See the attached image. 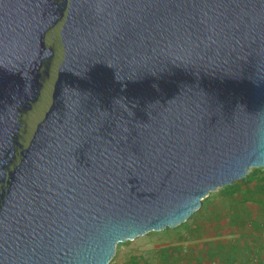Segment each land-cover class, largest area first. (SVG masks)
Returning <instances> with one entry per match:
<instances>
[{
    "label": "water",
    "instance_id": "water-1",
    "mask_svg": "<svg viewBox=\"0 0 264 264\" xmlns=\"http://www.w3.org/2000/svg\"><path fill=\"white\" fill-rule=\"evenodd\" d=\"M264 168V0H0V264H109Z\"/></svg>",
    "mask_w": 264,
    "mask_h": 264
},
{
    "label": "rangeland",
    "instance_id": "rangeland-1",
    "mask_svg": "<svg viewBox=\"0 0 264 264\" xmlns=\"http://www.w3.org/2000/svg\"><path fill=\"white\" fill-rule=\"evenodd\" d=\"M251 168L249 171H251ZM248 171V172H249ZM245 190L246 185L239 180ZM222 189V188H221ZM216 190L207 204H202L185 223L161 232H151L133 241L117 245L109 264H126L136 258L139 264H260L264 262V204L237 203ZM264 199V194L261 196ZM237 213L241 224H233L230 215ZM223 246V255L208 258L210 249ZM179 247V249H176ZM168 249L163 262L160 249ZM227 251V252H226ZM227 253V254H226ZM163 262V263H162Z\"/></svg>",
    "mask_w": 264,
    "mask_h": 264
},
{
    "label": "trees",
    "instance_id": "trees-1",
    "mask_svg": "<svg viewBox=\"0 0 264 264\" xmlns=\"http://www.w3.org/2000/svg\"><path fill=\"white\" fill-rule=\"evenodd\" d=\"M239 181L245 183L246 185L252 184L253 188L250 189L249 187H246V189L243 190L238 185V182H233L231 185L225 186L222 189H220L218 191V194L226 198L232 199L235 196V194L240 193L242 197L237 202L239 204H245L247 202L255 203L258 205L264 204V199L261 198V196L264 194V168H253L251 171L247 173V175L243 179ZM214 194L215 193H210L209 196L202 201V204L204 205L207 204ZM230 221L233 224H241L240 217L237 215V213H233L232 215H230ZM119 245H123V244L121 243ZM176 249H179V247H177ZM223 249L224 247L222 245L218 246L216 251H213L214 249H210L208 251V258L212 260L216 255L222 256ZM167 252H168L167 248L160 249V255L163 262L166 261L168 257ZM126 264H139V260L133 258ZM193 264H197V263H193ZM260 264H264V262Z\"/></svg>",
    "mask_w": 264,
    "mask_h": 264
}]
</instances>
